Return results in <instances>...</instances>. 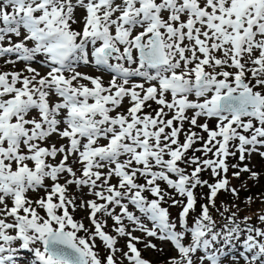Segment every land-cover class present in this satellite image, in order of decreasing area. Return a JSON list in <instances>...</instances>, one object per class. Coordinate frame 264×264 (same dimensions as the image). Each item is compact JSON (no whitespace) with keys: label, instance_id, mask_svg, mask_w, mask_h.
Masks as SVG:
<instances>
[{"label":"snow or ice","instance_id":"obj_1","mask_svg":"<svg viewBox=\"0 0 264 264\" xmlns=\"http://www.w3.org/2000/svg\"><path fill=\"white\" fill-rule=\"evenodd\" d=\"M253 154L264 0H0V264H264Z\"/></svg>","mask_w":264,"mask_h":264},{"label":"trees","instance_id":"obj_2","mask_svg":"<svg viewBox=\"0 0 264 264\" xmlns=\"http://www.w3.org/2000/svg\"><path fill=\"white\" fill-rule=\"evenodd\" d=\"M199 154V153H198ZM260 160H262L260 158ZM236 160H231L229 163H235ZM250 168H252L253 171L258 172L260 175L258 179L252 180L249 179V173H241V176L239 179L232 177V172L230 171L228 173V178L230 181V186L235 187L238 190V195L233 196L230 192H226L224 190H221L218 193V197L216 198V205L217 207L222 206H231L233 204H236L240 208V212L238 213L240 216H251L253 218L252 222L256 223V215L258 212H261V210H264V203H261L259 197L264 196V167L262 166H254L247 163ZM243 166V163L241 164ZM231 170V168H230ZM202 177H205V173L202 174ZM261 184V186H260ZM200 190V188H198ZM253 197V202L251 204L247 203V197ZM235 210V209H233ZM211 214L213 217L219 221L221 218L218 215V213L213 209ZM169 253L158 252L155 253V259L161 261L162 259H165Z\"/></svg>","mask_w":264,"mask_h":264},{"label":"rangeland","instance_id":"obj_3","mask_svg":"<svg viewBox=\"0 0 264 264\" xmlns=\"http://www.w3.org/2000/svg\"><path fill=\"white\" fill-rule=\"evenodd\" d=\"M17 67H21V68H22V65H17ZM37 67H38V65H37ZM80 70H81L82 72H86V73H89V74H95L94 69L89 68V67H83V68H81ZM105 79L107 80L108 77L106 76ZM201 122H202V121H201ZM252 157L255 158V157H256L255 154H253ZM252 157H251V158H252ZM253 158H252V159H253ZM76 214H77V216H80V217H84V216L86 215L85 212H83V213L78 212V213H76ZM83 215H84V216H83ZM85 223L87 224V220H85ZM109 226H111V223H109ZM136 234H137L136 232L133 233V235H136ZM120 241H121V244L123 245V244H124V240L121 239ZM97 245H98L99 247H101V248L103 247V246L100 244V241H99V240L97 241ZM30 255H31V254H30ZM30 255H28V257H30ZM20 259H21L22 261H25V259H24L23 257H20Z\"/></svg>","mask_w":264,"mask_h":264}]
</instances>
